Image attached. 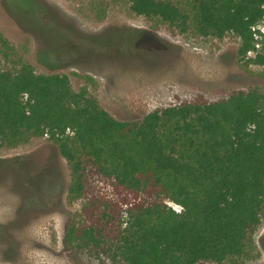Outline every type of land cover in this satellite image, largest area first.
<instances>
[{"label": "trees", "instance_id": "1", "mask_svg": "<svg viewBox=\"0 0 264 264\" xmlns=\"http://www.w3.org/2000/svg\"><path fill=\"white\" fill-rule=\"evenodd\" d=\"M12 1L18 11L26 0ZM113 1L180 33L232 34L242 59L264 36L256 28L264 0ZM1 45L0 148L46 137L66 160L68 198L81 202L68 247L124 264H221L254 252L264 212V91L118 120L67 75L37 74ZM252 62L263 65L264 55Z\"/></svg>", "mask_w": 264, "mask_h": 264}, {"label": "rangeland", "instance_id": "2", "mask_svg": "<svg viewBox=\"0 0 264 264\" xmlns=\"http://www.w3.org/2000/svg\"><path fill=\"white\" fill-rule=\"evenodd\" d=\"M12 3L0 0V49L3 38L11 61L21 57L37 74L67 75L74 90L87 88L118 120L264 91V64L252 62L264 55V36L242 59L234 35L180 33L134 14L127 1L26 0L18 11ZM256 28L263 34L264 21ZM69 182L66 160L46 137L0 148V264H124L67 246L68 225L81 219ZM253 239V253L221 264H264V212Z\"/></svg>", "mask_w": 264, "mask_h": 264}, {"label": "built area", "instance_id": "3", "mask_svg": "<svg viewBox=\"0 0 264 264\" xmlns=\"http://www.w3.org/2000/svg\"><path fill=\"white\" fill-rule=\"evenodd\" d=\"M179 210V209H178Z\"/></svg>", "mask_w": 264, "mask_h": 264}]
</instances>
